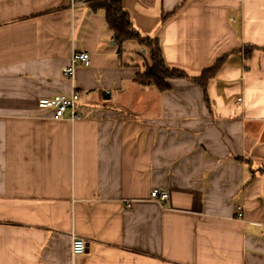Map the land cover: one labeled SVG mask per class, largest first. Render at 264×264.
I'll use <instances>...</instances> for the list:
<instances>
[{"label": "crops", "instance_id": "obj_1", "mask_svg": "<svg viewBox=\"0 0 264 264\" xmlns=\"http://www.w3.org/2000/svg\"><path fill=\"white\" fill-rule=\"evenodd\" d=\"M87 1L0 0V264H264V0H120L165 91ZM72 87L80 120L38 109Z\"/></svg>", "mask_w": 264, "mask_h": 264}, {"label": "trees", "instance_id": "obj_2", "mask_svg": "<svg viewBox=\"0 0 264 264\" xmlns=\"http://www.w3.org/2000/svg\"><path fill=\"white\" fill-rule=\"evenodd\" d=\"M88 7L93 10H101L104 13L106 28L111 33L114 43L119 50L125 43L133 42L143 47L148 58L143 63V70L138 72L134 80L142 84L154 86L159 91L168 89L167 81L175 79H189L187 75L179 70L169 69L164 65L160 47L157 39L141 36L136 32L129 20L128 14L122 8L120 0H88ZM223 58L201 71L200 76L191 79L205 91L207 82L214 78L221 68Z\"/></svg>", "mask_w": 264, "mask_h": 264}, {"label": "built area", "instance_id": "obj_3", "mask_svg": "<svg viewBox=\"0 0 264 264\" xmlns=\"http://www.w3.org/2000/svg\"><path fill=\"white\" fill-rule=\"evenodd\" d=\"M72 2L74 0H71ZM90 65V57L85 52H72L68 61V65L62 69V76L67 79H73L76 67H88ZM79 100V93L72 90L67 95H57L52 98H43L37 101L38 109L48 111V119L55 121H67L73 123L80 120V115L77 110V102ZM240 101V99L238 100ZM150 200L157 204L163 205L168 199V193L162 190H152L150 192ZM240 216V215H239ZM85 251V241L77 237L74 233L70 235V256L83 254Z\"/></svg>", "mask_w": 264, "mask_h": 264}, {"label": "rangeland", "instance_id": "obj_4", "mask_svg": "<svg viewBox=\"0 0 264 264\" xmlns=\"http://www.w3.org/2000/svg\"><path fill=\"white\" fill-rule=\"evenodd\" d=\"M136 45L139 47V50H138L139 57H141V59L143 60V62H142V64H143V63L147 62L148 55H147L146 51L144 50L145 48L143 49L142 46H140L138 44H136Z\"/></svg>", "mask_w": 264, "mask_h": 264}]
</instances>
